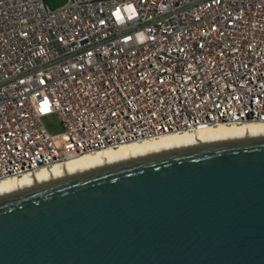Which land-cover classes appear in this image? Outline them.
<instances>
[{
    "label": "built area",
    "instance_id": "built-area-1",
    "mask_svg": "<svg viewBox=\"0 0 264 264\" xmlns=\"http://www.w3.org/2000/svg\"><path fill=\"white\" fill-rule=\"evenodd\" d=\"M251 118L264 123V0H0V182Z\"/></svg>",
    "mask_w": 264,
    "mask_h": 264
},
{
    "label": "water",
    "instance_id": "water-1",
    "mask_svg": "<svg viewBox=\"0 0 264 264\" xmlns=\"http://www.w3.org/2000/svg\"><path fill=\"white\" fill-rule=\"evenodd\" d=\"M0 264H264V136L129 155L1 195Z\"/></svg>",
    "mask_w": 264,
    "mask_h": 264
},
{
    "label": "bare ground",
    "instance_id": "bare-ground-1",
    "mask_svg": "<svg viewBox=\"0 0 264 264\" xmlns=\"http://www.w3.org/2000/svg\"><path fill=\"white\" fill-rule=\"evenodd\" d=\"M245 136H264V123L207 126L195 131L170 133L158 138L122 144L117 148H108L106 150L84 154L66 162L54 164L52 167H44L36 172L27 173L21 178L5 179L0 182V196L129 155L219 138Z\"/></svg>",
    "mask_w": 264,
    "mask_h": 264
},
{
    "label": "rangeland",
    "instance_id": "rangeland-1",
    "mask_svg": "<svg viewBox=\"0 0 264 264\" xmlns=\"http://www.w3.org/2000/svg\"><path fill=\"white\" fill-rule=\"evenodd\" d=\"M51 7L56 8L63 4L66 0H45ZM44 122L53 134H58L62 131L61 125L57 116L54 113H49L44 116Z\"/></svg>",
    "mask_w": 264,
    "mask_h": 264
}]
</instances>
